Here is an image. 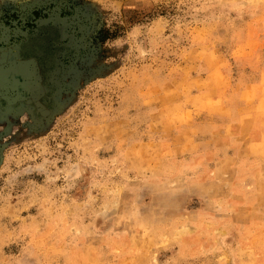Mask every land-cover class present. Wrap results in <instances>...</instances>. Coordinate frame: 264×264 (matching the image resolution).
Instances as JSON below:
<instances>
[{
	"label": "rangeland",
	"instance_id": "obj_1",
	"mask_svg": "<svg viewBox=\"0 0 264 264\" xmlns=\"http://www.w3.org/2000/svg\"><path fill=\"white\" fill-rule=\"evenodd\" d=\"M245 86L264 0H0V264H264L262 152L197 127Z\"/></svg>",
	"mask_w": 264,
	"mask_h": 264
},
{
	"label": "crops",
	"instance_id": "obj_2",
	"mask_svg": "<svg viewBox=\"0 0 264 264\" xmlns=\"http://www.w3.org/2000/svg\"><path fill=\"white\" fill-rule=\"evenodd\" d=\"M216 93L219 97L218 91ZM250 95L256 105L252 104ZM222 98L225 104L220 105V111L209 116L199 115L197 127L207 122L214 129L213 132L220 136L221 142H206L210 151H205L201 159L211 162L239 160L244 153H249L250 144H256L258 151L262 153L256 152L254 155L264 160V86L257 89L245 86L228 90ZM203 145V142H197L198 148Z\"/></svg>",
	"mask_w": 264,
	"mask_h": 264
}]
</instances>
